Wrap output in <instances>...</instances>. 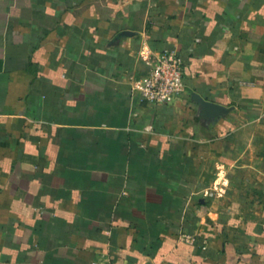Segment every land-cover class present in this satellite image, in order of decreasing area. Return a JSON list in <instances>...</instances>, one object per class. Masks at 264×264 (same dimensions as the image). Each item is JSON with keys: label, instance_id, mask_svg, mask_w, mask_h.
Listing matches in <instances>:
<instances>
[{"label": "crops", "instance_id": "1", "mask_svg": "<svg viewBox=\"0 0 264 264\" xmlns=\"http://www.w3.org/2000/svg\"><path fill=\"white\" fill-rule=\"evenodd\" d=\"M98 257L264 264V0H0V264Z\"/></svg>", "mask_w": 264, "mask_h": 264}, {"label": "built area", "instance_id": "2", "mask_svg": "<svg viewBox=\"0 0 264 264\" xmlns=\"http://www.w3.org/2000/svg\"><path fill=\"white\" fill-rule=\"evenodd\" d=\"M131 93L141 101L171 104L186 91L184 62L178 50L164 48L147 59V70L131 77ZM87 264H115L108 257H98Z\"/></svg>", "mask_w": 264, "mask_h": 264}, {"label": "water", "instance_id": "3", "mask_svg": "<svg viewBox=\"0 0 264 264\" xmlns=\"http://www.w3.org/2000/svg\"><path fill=\"white\" fill-rule=\"evenodd\" d=\"M196 98L201 102L206 114L208 115H216L220 112L228 111V108H226L225 106L221 104L205 100L201 98L200 96H196Z\"/></svg>", "mask_w": 264, "mask_h": 264}]
</instances>
